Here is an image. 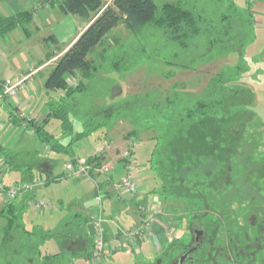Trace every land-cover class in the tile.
Segmentation results:
<instances>
[{
    "label": "trees",
    "instance_id": "trees-1",
    "mask_svg": "<svg viewBox=\"0 0 264 264\" xmlns=\"http://www.w3.org/2000/svg\"><path fill=\"white\" fill-rule=\"evenodd\" d=\"M50 3L55 4L62 15L78 16L87 22V26L55 59L44 80L45 117L39 123L32 118L26 119L28 128L45 144L47 157L38 159L37 152H11L0 146V164L20 174L16 184L34 183L37 174L46 178V185L59 179L61 176L50 177L51 171H47L44 164L62 165L65 160L77 156L78 152L72 146L99 127L105 126V129L97 140L107 133L113 120L93 113L92 110L100 108L89 104L85 94L86 82L98 70L89 54L102 45L112 29L122 25L136 38L144 31L142 52L165 49L173 59L171 62L166 57L165 61L183 67L182 56L190 52L200 55L209 47L219 53L235 51L240 54L245 41L255 36L256 18L261 13L257 2L249 0H244L242 10L236 8L234 0H172L161 5L153 0H50ZM31 20L32 13L28 10L12 15L0 14V39L16 28L28 36L26 25ZM48 39L57 43L52 36ZM50 57L46 54L47 59ZM113 68H120L117 61ZM235 80L238 79L230 73L218 74L190 106L184 105L178 95L167 97L162 107L145 96L141 98L145 101L142 104L139 96L133 98L138 101L135 107L146 108L158 116L159 130L152 138L144 168L137 174L149 173L152 185L146 192L158 201H181L183 208L180 211L186 219L187 231L200 225L206 227L204 236L194 245L195 251L185 261L189 264L264 263L254 241H264V225L259 223L258 228L252 225L249 232L252 237L248 240L247 232L235 227L232 214L228 213L235 202L264 204L260 193L264 191V158L254 160L258 151L255 135L253 133V139L245 136L249 123L245 118L246 107L251 105L253 93L249 87L235 84ZM113 99L110 94L112 117L129 109L122 100L113 102ZM16 118L22 121L18 116ZM75 119L82 125V130L77 133L74 132ZM51 121L59 123L61 131L58 135L46 128ZM68 136L64 144L63 139ZM88 159H92L91 155ZM94 159L101 162L103 156ZM199 172L202 174L200 180L193 174ZM33 195V192H27L17 200H7L0 205V218L5 222L0 251L10 255L5 254L1 264H18L19 261L75 264L79 258H89L94 245V236L87 231L91 219L76 211L54 230L37 224L26 227L23 217L29 209L27 200ZM106 234L104 232L105 240ZM51 239L61 248L56 252L42 250ZM76 243L79 246L74 248ZM187 243L184 234L159 241L160 251L155 254L153 264L158 260L161 264H170L172 256L183 254L192 247L188 248ZM193 254L197 257L194 261ZM12 256H17L18 261L10 258Z\"/></svg>",
    "mask_w": 264,
    "mask_h": 264
},
{
    "label": "rangeland",
    "instance_id": "rangeland-1",
    "mask_svg": "<svg viewBox=\"0 0 264 264\" xmlns=\"http://www.w3.org/2000/svg\"><path fill=\"white\" fill-rule=\"evenodd\" d=\"M153 1L155 4L161 5L164 2L172 0ZM257 1L253 0L251 3H256ZM243 3L244 0H234V4L238 10H242L245 7V3ZM225 4L227 3L225 2ZM27 10L32 13V20L26 25L29 32V35L26 37H29V39L17 44L29 55L31 64L33 62L37 63L40 59L38 57L39 54H42L43 71L41 74L45 76L55 60L54 52L59 53L57 52L58 43H53L50 39H46L50 36L53 37L50 28L56 17L62 16V14L55 4L51 5L50 0L34 3ZM263 17L259 18L258 21L260 22L255 23V36L245 41L241 47L240 54L235 51L219 53L217 50L209 49V47L205 51L202 50L204 52H201L200 55H192V52H190L182 56L183 67L167 63L165 61L167 60L166 57L170 58L171 62L173 59L165 49H148L142 52L141 48L144 46L143 40H145L144 31L136 38L122 25L112 29L104 39L102 45L94 48L89 54V58L98 66V70L94 77L86 82L87 91L85 98L89 104L100 108L99 110H92L93 113L105 115L107 118H111L113 122L103 138H98L97 140V136L102 133L105 126L97 128L88 137L79 140L72 146V149L78 152V155L88 157L94 153V149L107 141L108 146L103 156V161H110L115 164L117 161H120L121 153L128 148L130 138H134L136 148H134L133 155L135 156L134 162L138 174V171L140 173V170L144 168L143 162L151 150L152 138L157 134L159 127L157 124V114L146 108L135 107L138 101H134L133 98L139 96V103L142 104L145 101L143 102L144 99L141 98L145 96L162 107L167 97L178 95L184 105L190 106L201 96L214 77L221 73H230L232 76L234 75L235 79H238L235 80V84L247 86L253 93L252 103L249 107H246L248 113L245 115V118L249 119V123L246 127L245 136L248 138L252 137L253 133L255 135V144L258 146V151L254 155V160L264 158ZM81 20L84 21L83 19ZM10 34L14 36L15 40L22 39L25 36L23 30L19 28L14 29ZM43 40L47 41V46L45 42L42 44ZM44 52H47L46 54L51 53V57L47 59L46 55H43ZM116 61L120 66L118 70L113 68V63ZM39 77L40 75H37V80ZM20 92L21 90L18 91V94ZM44 92L45 90L42 88L41 93L38 91L39 94L32 100L18 105L19 107L16 111H24L23 113L18 112V118L22 120L19 121V124L7 123L6 120L3 126L0 125L1 147L11 152H37L38 159H45L47 157L45 144L31 129L22 127H28V120L26 119L32 118V120L39 123L45 117L44 98L46 94ZM110 94L114 97L113 102L122 100L123 104L130 106L129 109L127 111L123 109L118 115L112 117L109 105L111 103L109 101ZM15 105L17 104H13L14 107ZM131 106L135 108H131ZM73 123L75 133L82 130L79 120L75 119ZM46 128L56 135L61 131L57 121H51ZM132 132L134 133L131 135ZM67 139H69V136L65 140L63 139L64 144L67 143ZM58 159L61 160V157L59 156ZM60 166L58 164L55 165V171L59 170ZM1 169L5 184L9 183L7 185H11L19 181L14 170ZM193 174L199 180L202 177L200 172ZM94 176L93 178L97 180L100 175ZM149 177V173L138 176L140 187L135 196L130 197L131 199L126 198V200H121L120 198L122 197L119 195L116 196L117 198L114 195V198H108V211L103 210L101 216L102 228L108 236L106 238L107 243L112 245L110 243L111 237H119L118 227L123 230H131L144 226L146 227V233H149V235L153 233L159 241H163L166 238L175 239L184 234L189 241L187 246L190 248L195 244L194 230H201L205 233L206 227L200 225L199 227H192L187 231L185 228L187 224L186 219L182 211H180L183 208L182 202L176 200L162 202L158 201L155 197H149L148 192H146L152 185V180ZM88 179L69 175L48 182L43 188L44 191H40L38 194L43 195L50 202V206L39 210L42 212L36 215L33 211L35 209L29 208L23 217L26 227L37 224L44 229L54 230L60 226L70 213L76 211L84 212L85 208L79 209V206L83 203L84 207L87 206V200H92L93 197V186ZM262 183L264 184V180ZM260 193L264 197V191L262 190ZM95 195L96 193L94 197ZM56 199L63 200L62 205L57 204ZM228 213L232 214L235 227L237 226L239 230L244 229L247 232L248 240L252 237V234H249L252 225L255 224L256 228L259 227V223L264 225V204L255 205L251 202L239 204V202H235L228 209ZM4 223V220L0 218V241ZM149 235L145 239H139L134 246L130 247L128 252H112V259H108L104 264H153L155 254L160 251V246L157 247L146 243V241H149L148 238H151ZM262 240L257 239L254 241H256L255 245L260 250L262 261L264 262V250H262L264 241ZM76 246L78 247L79 243H76L74 248ZM60 248V245L54 239L47 241L42 246V250L45 249V251L49 252H56ZM5 254L0 251V264L5 259ZM180 255L181 253L172 256L169 260L170 264H174V260ZM10 258L18 261L17 256ZM193 258L194 261L197 257L193 254ZM102 261L104 262L105 258ZM84 262L86 264H103V262H93L91 255L89 258H84ZM161 263L162 261L158 260L154 264ZM18 264L27 263L19 261ZM76 264L83 263L76 261ZM185 264L189 263L185 262Z\"/></svg>",
    "mask_w": 264,
    "mask_h": 264
},
{
    "label": "crops",
    "instance_id": "crops-1",
    "mask_svg": "<svg viewBox=\"0 0 264 264\" xmlns=\"http://www.w3.org/2000/svg\"><path fill=\"white\" fill-rule=\"evenodd\" d=\"M44 0H0V14H5V15H12L17 12H22L27 9H29L34 3L41 2ZM256 5L258 6L257 9H261L260 15L257 16L256 22L258 21L259 18L264 16V0H258ZM264 18V17H263ZM263 21V20H262ZM255 22V23H256ZM264 24V23H263ZM87 26L86 21H82L78 16L75 15H60L56 17L54 20L52 27L50 28V32L55 38L57 44V52H54V57L55 59L60 56L66 49L67 47L75 40V38L84 30V28ZM29 39L26 36L22 39H14V36L12 34H8L4 39H0V80L4 79H11V80H19L21 78L27 77L28 78L24 82V86L20 89L21 92L18 94L16 99H5L0 103V125L3 126L4 122L7 120V123H17L19 124V121H17L16 116H19V113H23L24 111H16L18 110L17 108L19 107L18 105L32 100L37 94L41 93L42 88H43V83L44 80L48 74L44 76V74H41L43 71V66H42V54H39V61L37 63H30L29 60V55L25 53L24 50L21 49V46H19L17 43H22L23 41ZM46 43V46L48 45L47 41L42 42ZM46 51V50H45ZM47 52H44L43 55H46ZM51 55V53H50ZM55 61V60H54ZM41 64V65H40ZM54 64V62H53ZM51 66L49 67L50 70ZM37 75H40V77L37 80ZM39 93H38V91ZM46 94V92H44ZM46 98V97H45ZM44 98V99H45ZM15 105V107L13 106ZM29 129V128H26ZM1 159V158H0ZM1 162V161H0ZM47 171H51V176L52 178H57V177H62V176H69L67 172L64 171L63 164L60 166V169L55 171V166L54 165H45ZM0 168H5L4 165L0 164ZM17 174L18 179L20 180V174L19 172L15 171ZM75 177V176H73ZM92 176V178H89L88 181L91 182V185L93 186V197L92 200H87V206L84 207V203L79 206V209L85 208L84 212L78 211L86 215L87 217L91 218L97 213L98 211V204L95 202V197L94 194H100L102 197L101 200V216H102V211L106 210L108 211V198H114L113 195L116 197L117 193H115V190L112 186V179L109 180L105 176H98V179L95 180ZM114 179H117V177H113ZM19 181L14 182L17 183ZM5 183V182H4ZM9 183H6V185ZM13 184V183H12ZM46 186H37L34 195L39 197L43 195H39L38 193L40 191H44L43 188ZM111 191V192H110ZM121 200H126V197L121 196ZM149 197H152L149 195ZM117 198V197H116ZM112 200V199H111ZM6 200L5 198L0 194V205L5 203ZM95 202V203H94ZM56 203L59 205H62L63 200L61 199H56ZM89 205V206H88ZM34 214L36 215L37 213H40L42 211L39 210H33ZM34 216V215H33ZM115 227V226H114ZM117 228V227H115ZM120 230V227L117 228ZM119 232V231H118ZM118 234V233H117ZM115 236L111 237V244L116 243V238ZM148 244H152L154 246H159V240L156 238V235L149 239V241H146ZM112 259V257H110ZM76 261L86 264L84 262V259L79 258L75 260ZM108 259L105 258V262H107ZM101 262V263H102Z\"/></svg>",
    "mask_w": 264,
    "mask_h": 264
},
{
    "label": "built area",
    "instance_id": "built-area-1",
    "mask_svg": "<svg viewBox=\"0 0 264 264\" xmlns=\"http://www.w3.org/2000/svg\"><path fill=\"white\" fill-rule=\"evenodd\" d=\"M252 2L253 0H249ZM28 78L24 77L19 80L4 79L0 80V103L9 98L15 99L18 91L24 86L25 80ZM23 128H28L24 127ZM108 143L105 141L102 145H99L94 149V153L91 155L92 159L89 160L88 157L84 156H74L68 159L64 164V171L67 174L75 177L82 178H92L93 175H102L112 179V186L115 193L119 196H124L131 199L139 190V178L137 175V169L135 167V156L133 155L134 148H136V141L134 138H130L129 146L120 155V161L117 163L97 162L96 159L99 156H104L107 151ZM113 177H117L114 179ZM46 183V178L43 175L37 174L34 183H20L6 185L3 181V173L0 168V194L7 201L17 200L23 194L27 192H33L37 186L44 185ZM95 202L98 204V212L91 217V222L94 224L95 235H94V245L91 250V259L95 263H101L103 258L110 259L112 257V252H128L131 246H134L139 239H145L148 237L149 233H146V227L141 226L133 228L131 230H119V237L116 238V243L110 245L107 240L104 239V230L101 223V200L100 194L95 195ZM27 206L35 210H41L45 207L50 206V202L44 197H37L35 195L31 196L27 200ZM151 238L155 235L151 233L149 235ZM174 236V235H173ZM148 238V239H151Z\"/></svg>",
    "mask_w": 264,
    "mask_h": 264
},
{
    "label": "water",
    "instance_id": "water-1",
    "mask_svg": "<svg viewBox=\"0 0 264 264\" xmlns=\"http://www.w3.org/2000/svg\"><path fill=\"white\" fill-rule=\"evenodd\" d=\"M87 231L91 237H93L95 235V228H94V224L92 222H89L87 224ZM194 234H195V242L198 243L202 239L203 232L201 230L196 229V230H194ZM195 249H196V247H192L188 251H186L184 254H182L177 260L179 262V264H183V262L186 260L187 256L190 253H192Z\"/></svg>",
    "mask_w": 264,
    "mask_h": 264
},
{
    "label": "flooded vegetation",
    "instance_id": "flooded-vegetation-1",
    "mask_svg": "<svg viewBox=\"0 0 264 264\" xmlns=\"http://www.w3.org/2000/svg\"><path fill=\"white\" fill-rule=\"evenodd\" d=\"M194 245H196V242H195ZM194 245H193L192 247H195ZM192 247H191V248H192ZM183 254H184V253H183ZM181 255H182V254H181ZM181 255H180V256H181ZM180 256H179V257H180ZM188 256H189V255H188ZM188 256H187V258H188ZM179 257H178V258H179ZM187 258H186V259H187ZM177 260H178V259H177ZM185 261H186V260H185ZM185 261L183 262V264H185ZM175 264H179V262H178V261H175Z\"/></svg>",
    "mask_w": 264,
    "mask_h": 264
}]
</instances>
